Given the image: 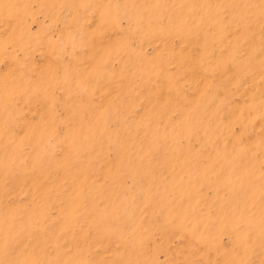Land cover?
Here are the masks:
<instances>
[{
    "label": "rangeland",
    "instance_id": "1",
    "mask_svg": "<svg viewBox=\"0 0 264 264\" xmlns=\"http://www.w3.org/2000/svg\"><path fill=\"white\" fill-rule=\"evenodd\" d=\"M0 264H264V0H0Z\"/></svg>",
    "mask_w": 264,
    "mask_h": 264
}]
</instances>
